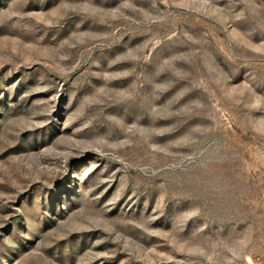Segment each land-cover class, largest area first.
<instances>
[{"label":"rangeland","instance_id":"1","mask_svg":"<svg viewBox=\"0 0 264 264\" xmlns=\"http://www.w3.org/2000/svg\"><path fill=\"white\" fill-rule=\"evenodd\" d=\"M0 264H264V0H0Z\"/></svg>","mask_w":264,"mask_h":264}]
</instances>
